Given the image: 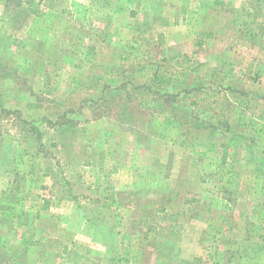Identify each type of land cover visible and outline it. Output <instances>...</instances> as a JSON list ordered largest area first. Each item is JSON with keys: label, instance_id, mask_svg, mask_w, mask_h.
Here are the masks:
<instances>
[{"label": "rangeland", "instance_id": "1", "mask_svg": "<svg viewBox=\"0 0 264 264\" xmlns=\"http://www.w3.org/2000/svg\"><path fill=\"white\" fill-rule=\"evenodd\" d=\"M0 264H264V0H0Z\"/></svg>", "mask_w": 264, "mask_h": 264}]
</instances>
